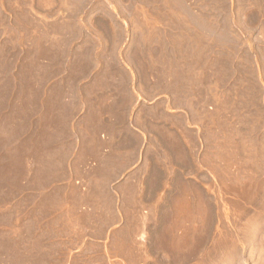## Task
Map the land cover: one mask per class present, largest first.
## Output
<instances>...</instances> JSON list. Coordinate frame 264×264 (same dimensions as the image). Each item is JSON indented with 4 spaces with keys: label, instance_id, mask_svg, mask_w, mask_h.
Masks as SVG:
<instances>
[{
    "label": "rangeland",
    "instance_id": "1",
    "mask_svg": "<svg viewBox=\"0 0 264 264\" xmlns=\"http://www.w3.org/2000/svg\"><path fill=\"white\" fill-rule=\"evenodd\" d=\"M0 264H264V0H0Z\"/></svg>",
    "mask_w": 264,
    "mask_h": 264
},
{
    "label": "crops",
    "instance_id": "2",
    "mask_svg": "<svg viewBox=\"0 0 264 264\" xmlns=\"http://www.w3.org/2000/svg\"><path fill=\"white\" fill-rule=\"evenodd\" d=\"M115 153H119V151L118 150H116V152ZM115 156H118V154H116ZM131 168V167H130ZM128 171V170H127ZM99 181H100V179H99Z\"/></svg>",
    "mask_w": 264,
    "mask_h": 264
},
{
    "label": "bare ground",
    "instance_id": "3",
    "mask_svg": "<svg viewBox=\"0 0 264 264\" xmlns=\"http://www.w3.org/2000/svg\"><path fill=\"white\" fill-rule=\"evenodd\" d=\"M109 159V158H108ZM106 161V160H105ZM112 162V161H111ZM110 164V163H109ZM100 182V181H99ZM253 202V201H252ZM211 218V217H210ZM208 229V228H207Z\"/></svg>",
    "mask_w": 264,
    "mask_h": 264
}]
</instances>
